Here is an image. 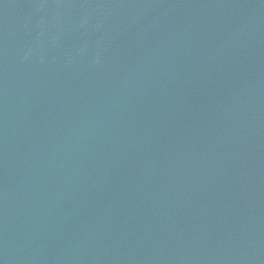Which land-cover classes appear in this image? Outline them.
I'll list each match as a JSON object with an SVG mask.
<instances>
[{
  "label": "water",
  "instance_id": "95a60500",
  "mask_svg": "<svg viewBox=\"0 0 264 264\" xmlns=\"http://www.w3.org/2000/svg\"><path fill=\"white\" fill-rule=\"evenodd\" d=\"M0 264H264V0H0Z\"/></svg>",
  "mask_w": 264,
  "mask_h": 264
}]
</instances>
